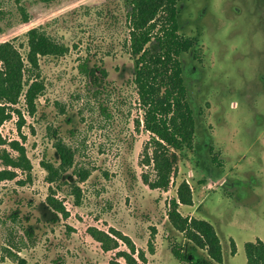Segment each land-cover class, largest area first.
Listing matches in <instances>:
<instances>
[{"label":"rangeland","instance_id":"1","mask_svg":"<svg viewBox=\"0 0 264 264\" xmlns=\"http://www.w3.org/2000/svg\"><path fill=\"white\" fill-rule=\"evenodd\" d=\"M178 8L180 31L196 39L181 55L196 133L191 150H172L171 182L159 188L123 48V0H0V43L18 51L24 79L43 84L33 112L23 93L0 102V264H126L129 240L137 264H217L167 219L182 181L193 201L179 210L214 226L220 264H247L244 243L264 241V0ZM30 29L62 54L30 63ZM85 57L108 72L97 95L79 70ZM91 228L117 246L104 249Z\"/></svg>","mask_w":264,"mask_h":264},{"label":"trees","instance_id":"2","mask_svg":"<svg viewBox=\"0 0 264 264\" xmlns=\"http://www.w3.org/2000/svg\"><path fill=\"white\" fill-rule=\"evenodd\" d=\"M52 1V0H47ZM181 0H123L124 23L127 29L123 48L135 64L133 84L136 88L139 107L142 110V126L150 133L156 179L152 187L167 188L171 182L174 165L172 150L183 154L194 146L196 120L188 100L181 55L196 44V39L180 31L179 8ZM28 61L36 62L38 55H61L62 47L37 29L29 30ZM87 57L79 64V70L87 78L92 91L97 95L103 87L108 72L101 64L89 66ZM27 65L22 63L18 51L7 43H0V102L16 103L23 93L31 112L42 91L43 84L29 77L23 78ZM3 118H0V123ZM139 122V121H138ZM212 149V148H211ZM213 163L220 165L216 156ZM192 190L186 181L178 184L176 194L170 196L167 219L186 240L195 247L206 250L210 259L220 264L223 249L214 226L206 219L183 215L180 204L191 205ZM53 207L54 203H50ZM58 211H61L59 208ZM104 249L110 246L104 237L89 229ZM131 252L122 251L126 264H137L133 243L125 241ZM117 244V242H115ZM231 252H236L232 241ZM173 255L180 261H192V255L182 245L172 246ZM247 264H264V241L256 238L244 243ZM143 258V256H142Z\"/></svg>","mask_w":264,"mask_h":264}]
</instances>
